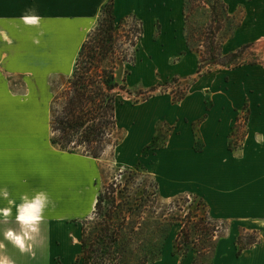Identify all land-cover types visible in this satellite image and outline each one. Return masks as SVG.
Here are the masks:
<instances>
[{"label": "rangeland", "instance_id": "1", "mask_svg": "<svg viewBox=\"0 0 264 264\" xmlns=\"http://www.w3.org/2000/svg\"><path fill=\"white\" fill-rule=\"evenodd\" d=\"M136 7L144 32L136 48L123 47L127 60L118 62L117 72L126 78V89L104 150L95 158L83 146L68 153L49 145L62 156L60 164L76 172L63 193L78 204L70 206L71 199L54 205L50 198L25 250L3 235L12 224L24 230L15 219L17 207H11L0 216L1 261L76 264L81 239L106 228L118 236L110 255L116 264H264V149L249 136L250 121L264 122V38L230 48L243 8L229 14L221 0H189L182 42L169 27L162 38L154 15ZM76 56L65 52L63 62L48 63L42 70L47 80L38 78L36 68L22 74L26 78H14L16 86L21 80L25 87L32 83L39 92L48 90V110L38 94L34 113L48 119L50 141L52 114L63 101ZM190 102L198 107L189 115ZM206 108L223 125L208 151L201 139ZM98 194L108 197L101 206L110 219L91 209ZM81 211L87 212L80 216ZM186 232L190 242L184 245L178 234L181 240ZM246 249H252L251 257Z\"/></svg>", "mask_w": 264, "mask_h": 264}, {"label": "crops", "instance_id": "2", "mask_svg": "<svg viewBox=\"0 0 264 264\" xmlns=\"http://www.w3.org/2000/svg\"><path fill=\"white\" fill-rule=\"evenodd\" d=\"M109 1L0 0V216L5 215V212L9 213L11 207L31 201L38 194L45 197L44 206L49 204L50 198L54 200V205H64L71 199L70 206L78 204L74 195H68V199H65L66 195L63 193L66 179L68 185L72 186L77 177L76 172L67 165L60 164V154L50 151L48 119L43 120L38 113H34V104H38V98L35 96L38 94L44 95L43 105L45 110H48V90L45 88V91L39 92L32 83L25 87L21 80V85L16 86L14 80L18 77L26 78L22 74L34 68L38 78L44 77L47 80L48 74H43L42 70L46 71L44 67L48 66V63L63 62L65 52L67 56L74 58L88 31L97 22L102 8ZM223 2L228 13L232 15L240 6L243 8V18L229 38L230 48L241 47L258 38H264V0ZM121 4L129 7L121 9ZM138 4L158 20L162 38L163 29L169 27L172 36L182 42L184 0H112V13L116 18L135 15L141 19L143 15L137 10ZM32 16L38 17V22L26 23L24 18ZM39 106L38 104L36 108ZM196 107L197 104L190 102L186 112L189 115L194 114ZM205 111L201 139L205 143V150L208 151L211 139L213 141L218 137L223 125L212 119L213 109L206 108ZM249 136L250 141L254 138L255 142L261 143L258 145L259 149H264V122L257 124L250 121ZM261 152L264 156V150ZM59 186L63 189L60 190ZM4 193H7V196H4ZM94 204L95 202L91 209ZM86 212L81 211L80 216ZM9 230L26 237L27 229L19 232L12 224L6 227L3 233L6 239ZM7 240L15 246L11 240ZM3 243L12 247L6 241ZM251 250L246 249L248 257L252 256ZM236 257L241 259L242 256ZM7 263L13 264L11 261Z\"/></svg>", "mask_w": 264, "mask_h": 264}, {"label": "trees", "instance_id": "3", "mask_svg": "<svg viewBox=\"0 0 264 264\" xmlns=\"http://www.w3.org/2000/svg\"><path fill=\"white\" fill-rule=\"evenodd\" d=\"M188 2L184 0L186 18L189 16V13H185ZM221 3L228 13L223 0ZM143 32V22L135 15H126L116 20L112 13V0L102 8L95 30L78 50L60 108L57 106L53 111L50 121L52 143L68 152L83 146L84 152L91 156L96 158L100 155L117 125L119 96L126 89V78L119 77L117 72L118 62L127 60L123 47L129 45L130 50L136 48ZM182 98L183 95L173 96V101ZM105 199L108 197L98 194L94 207L96 212L101 211L104 217L110 219L111 214L102 210L101 203ZM115 234V230L104 228L96 235L93 234L90 240L83 237L76 264H116L110 257L118 239ZM180 235L178 241L187 245L190 242L189 233L186 232L185 238L181 240ZM239 254L240 249L236 251V255Z\"/></svg>", "mask_w": 264, "mask_h": 264}, {"label": "clouds", "instance_id": "4", "mask_svg": "<svg viewBox=\"0 0 264 264\" xmlns=\"http://www.w3.org/2000/svg\"><path fill=\"white\" fill-rule=\"evenodd\" d=\"M38 17L32 16V17H25L24 20L26 23H37ZM4 196H7V193H4ZM44 200L45 197L42 194H38L36 197L32 198L31 201L26 202L20 206L17 207V220L23 222V223H30L34 221H38L41 219V216L39 213L42 211L44 207ZM27 213V214H25ZM8 212H5V215H7ZM13 233L9 231L6 236H12ZM17 242H19V237L16 238ZM0 264H3L2 261H0Z\"/></svg>", "mask_w": 264, "mask_h": 264}, {"label": "bare ground", "instance_id": "5", "mask_svg": "<svg viewBox=\"0 0 264 264\" xmlns=\"http://www.w3.org/2000/svg\"><path fill=\"white\" fill-rule=\"evenodd\" d=\"M25 214H27V213H25ZM20 224L25 228V229H27V232H26V237L29 239V237H30V234L33 232V231H35L36 230V228H37V221H34V222H30V223H23V222H21L20 221ZM9 231H11L12 233H13V235L12 236H7V238H9L12 242H13V244L18 248V249H25L26 248V245H27V241H26V237H24L23 235H21V234H16V233H14L12 230H9ZM8 231V232H9ZM7 232V233H8ZM17 237H19L20 239H19V242H17ZM3 262V264H8L6 261H2Z\"/></svg>", "mask_w": 264, "mask_h": 264}]
</instances>
